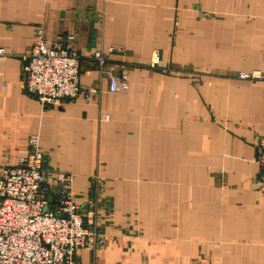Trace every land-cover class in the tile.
<instances>
[{"label": "crops", "instance_id": "1", "mask_svg": "<svg viewBox=\"0 0 264 264\" xmlns=\"http://www.w3.org/2000/svg\"><path fill=\"white\" fill-rule=\"evenodd\" d=\"M38 28L74 36L90 103L22 91ZM0 49V169L38 134L44 169L73 176L105 239L74 264H264V81L237 78L264 74V0H0ZM97 49L125 94L108 93Z\"/></svg>", "mask_w": 264, "mask_h": 264}, {"label": "built area", "instance_id": "2", "mask_svg": "<svg viewBox=\"0 0 264 264\" xmlns=\"http://www.w3.org/2000/svg\"><path fill=\"white\" fill-rule=\"evenodd\" d=\"M73 40L74 36L67 34L49 43L40 28L34 31L21 88L43 107L59 106L66 100L80 99L85 104L92 100L93 92L79 82L81 57L72 49ZM113 51L110 48L108 54ZM0 57H4L3 49ZM90 57L97 72L105 74L109 94L123 95L128 91L126 77L107 72V54L97 49ZM160 64L159 54L154 53L149 67L156 69ZM237 78L259 82L264 81V74L241 72ZM107 118L104 115L102 120ZM27 149L15 166L0 169V264H74L80 251L103 248L105 239L98 228L85 224L84 210L90 200L74 192L73 176L44 169L45 156L38 134L28 137ZM257 149V164L262 171L257 188L264 194V138L258 141ZM90 190L98 198V207L103 190L98 177L93 178Z\"/></svg>", "mask_w": 264, "mask_h": 264}, {"label": "water", "instance_id": "3", "mask_svg": "<svg viewBox=\"0 0 264 264\" xmlns=\"http://www.w3.org/2000/svg\"><path fill=\"white\" fill-rule=\"evenodd\" d=\"M28 66V59H25L24 61V67H27ZM25 77H26V73H25Z\"/></svg>", "mask_w": 264, "mask_h": 264}]
</instances>
